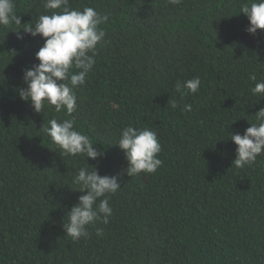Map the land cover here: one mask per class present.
<instances>
[{
	"label": "trees",
	"instance_id": "1",
	"mask_svg": "<svg viewBox=\"0 0 264 264\" xmlns=\"http://www.w3.org/2000/svg\"><path fill=\"white\" fill-rule=\"evenodd\" d=\"M247 2L69 0L108 19L68 115L47 104L34 113L18 95L43 46L23 30L51 10L45 0H14L20 25L0 26V264H264V153L237 168L229 136L243 135L264 107L251 92L264 80V30L246 32ZM194 77L198 93L181 99L176 83ZM51 119H72L103 159L64 155L44 131ZM129 125L156 132L155 173L124 171L114 144ZM93 166L121 188L107 197L108 224L96 221L73 241L63 225L85 194L74 177Z\"/></svg>",
	"mask_w": 264,
	"mask_h": 264
},
{
	"label": "clouds",
	"instance_id": "2",
	"mask_svg": "<svg viewBox=\"0 0 264 264\" xmlns=\"http://www.w3.org/2000/svg\"><path fill=\"white\" fill-rule=\"evenodd\" d=\"M169 3L175 5L179 0H169ZM69 5V0H45L44 7L51 10V14L40 15L34 25L29 24L23 30L25 34L33 38L39 36L43 41V46L35 54L38 63L22 71L25 87L17 89L20 99L30 102V107L37 114L42 112L45 104L54 106L57 113L64 110L71 115L76 111L75 90L85 84L96 63L97 46L106 35L100 26L107 21V16L91 7H84L81 11ZM239 13L248 20L246 32L249 35L264 30V0H248L241 4ZM10 24L20 25L14 0H0V26L6 28ZM17 38H22L19 32ZM249 78L253 82L257 79L255 74ZM200 86V78L194 77L178 81L174 91L183 99L185 95L198 93ZM251 92L264 99V80L256 82ZM171 107H178L176 100L171 101ZM182 110L191 112L192 106L184 104ZM255 118L256 123L250 124L243 135L229 133L236 146L232 165L237 168L251 165L257 156L264 153V107L255 113ZM44 131L64 155H83L97 162L105 155L104 151L94 147L88 135L75 128L72 119L59 122L51 119ZM114 145L124 154L127 162L124 171L129 177L155 173L163 163L158 158L161 144L157 134L148 128L141 130L129 125L121 130ZM89 168L92 170L80 168L74 177L73 182L79 186L77 191L85 194L80 195L67 212L68 222L63 225L64 233L73 241L87 237L88 226L96 221L108 224L112 208L107 197L121 188L118 176H101L95 166ZM97 235H102V229H97Z\"/></svg>",
	"mask_w": 264,
	"mask_h": 264
}]
</instances>
